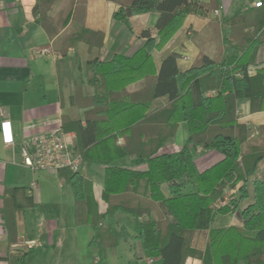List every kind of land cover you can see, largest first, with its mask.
<instances>
[{
  "label": "trees",
  "instance_id": "trees-1",
  "mask_svg": "<svg viewBox=\"0 0 264 264\" xmlns=\"http://www.w3.org/2000/svg\"><path fill=\"white\" fill-rule=\"evenodd\" d=\"M90 1L36 0L32 11L51 39L66 26L73 28L58 52L76 49L83 79L74 86L61 127L74 131L73 151L82 162L104 167V211L98 209L89 179L67 168L57 173L73 191L75 223L89 224L110 247L130 237L124 226L118 227L116 214L139 218L134 238L142 254L134 253L126 264H139L143 256L158 257L161 264H184L188 256L201 264H264V124L254 134L237 112L240 100L248 102L250 113L264 111V61L258 59L264 45V3L243 4L232 25V18L221 14L208 21L205 27L220 31L213 52L199 41L195 59L180 69L177 52H165L159 64L154 52L183 24L201 23L191 15L218 8V0H111L144 43L132 55L116 53L108 60L101 59L103 19L89 10ZM150 13L155 20L144 28ZM250 65L257 66L253 74ZM139 80L141 86L129 87ZM80 108H85L83 120ZM181 123L186 135L180 148L160 153ZM198 147L214 150L220 158L200 169L193 154ZM128 156L145 167L120 162ZM250 176L251 200L241 206L249 198ZM236 186L238 197L219 205L226 190ZM29 206L52 216L47 207L34 203L26 187L6 189L1 208L6 264L25 262L28 249L14 250L12 244L19 241L15 212ZM234 208L241 222L213 225L217 213Z\"/></svg>",
  "mask_w": 264,
  "mask_h": 264
},
{
  "label": "crops",
  "instance_id": "crops-1",
  "mask_svg": "<svg viewBox=\"0 0 264 264\" xmlns=\"http://www.w3.org/2000/svg\"><path fill=\"white\" fill-rule=\"evenodd\" d=\"M202 1L207 2L209 0ZM231 1L218 0L220 14L226 19L234 16L227 17V10ZM246 2L247 0H243L240 8ZM35 3L36 0H0V123L1 121H9L13 136L12 143H3L0 126V260L3 262H6L8 241L1 208L7 188L26 187L35 204L45 206L52 212V216L47 217L33 206L17 210L15 216L19 241L12 244L14 250L22 249L20 246L22 244L26 246L25 243L31 240L36 242L33 246L35 247L48 243H59L66 239L65 230L59 225L56 203L53 202L57 193L55 192L53 196L47 194L44 191L47 181H40L36 178V172L21 164L20 148L26 137L53 128L59 120L62 122V115L67 112V108L72 104L74 86L82 81L83 76L79 62L80 57L76 49L69 47L65 55L58 52V49L65 43L67 36L73 31L72 26H66L58 35L52 39L49 38L45 29L33 16L32 11ZM89 10L103 19L104 38L101 59L108 60L116 53L132 55L144 42V39L133 29L130 20L125 15L123 17L120 14L123 11L119 4L111 0H91ZM155 17L156 14L150 13L142 23L143 27H151ZM184 28L182 26L175 33L162 51L154 52L156 64H159L167 51L180 54L181 42L182 40L183 43L185 42L183 38L179 40L178 36ZM174 40L176 43H173ZM42 49H46L47 53H41ZM194 52L191 51V53ZM191 53L189 60H182L180 57L177 59L180 69L191 64L192 61L190 60L196 54L191 56ZM138 85L139 83L133 84L132 88H136ZM59 86L62 88V101L59 99ZM238 107L242 109L243 113L239 120L248 124L251 131L256 134L259 125L264 124V111L250 113L247 101H241ZM84 111L85 108L79 109L81 120L84 118ZM67 132H72L75 136L74 131ZM185 135V126L184 123H181L174 136L168 137L164 141L159 152L177 151L184 141ZM193 154L196 165L200 169L209 166L220 158V154L216 151L203 150L201 147L196 148ZM120 162L134 168L143 169L145 167L144 164H137V158L134 156L123 158ZM82 163L85 166L81 168L80 165L79 172L92 182L93 195L97 201L98 209L104 211L106 204L101 199L104 167L100 164ZM58 178L62 189L67 182H64L59 176ZM32 181H36L37 186L34 189H29V184ZM67 184L69 185V183ZM162 190L166 196L169 195L165 185L162 186ZM71 196L70 208L72 210L69 220L74 223L76 204L72 189ZM125 215L127 214H116L118 227H125L120 222ZM136 219L140 220L139 218ZM234 219L227 213H217L213 225L237 222ZM75 225L77 227L84 224ZM92 231L95 237L97 234L93 229ZM128 233L130 237L124 242H132L130 244L132 258L134 253L141 255V245L134 238L136 234ZM144 258L149 264L155 262L161 264L158 257H152V262H149V258L143 256L142 259ZM184 264H201V260L194 256H188Z\"/></svg>",
  "mask_w": 264,
  "mask_h": 264
},
{
  "label": "rangeland",
  "instance_id": "rangeland-1",
  "mask_svg": "<svg viewBox=\"0 0 264 264\" xmlns=\"http://www.w3.org/2000/svg\"><path fill=\"white\" fill-rule=\"evenodd\" d=\"M241 2H243V0L231 1L227 10V17L236 15L239 12ZM215 9L212 10L205 9V11L203 12V16H199V15L197 16L192 14L191 17H194L196 20L201 21V23H199L198 25H193L192 27H188V25L186 24L182 25L185 28L182 30V32H180L178 36L179 40L183 38L185 42L183 43L182 40L181 42L182 45L180 46L179 57L182 60H184L183 58L184 56H190L191 51H195L194 53L196 54L191 53V56L192 54L195 55L190 60L193 61L199 52V41L202 40L203 43L208 44V48H207L208 53L211 54V52H213V48H215L216 45V39L218 37V33H220V31L212 29L210 24L209 27H205V26L208 25V21H210L211 19H219L218 16L213 15V11ZM120 14H122V16L124 17L123 12H121ZM232 19L228 22V25H232L238 21V19L236 18H234L233 20ZM218 29L220 30V28ZM175 33L173 34V36L175 35ZM173 36L163 45L161 49H158L156 51H162V49L169 43V41L173 38ZM174 41L175 42L173 43H176V40ZM258 59L260 61H264V45H262L261 48L259 49ZM75 61L77 62L76 58ZM79 62H81L80 58H79ZM256 67H257L256 65H250L248 67L249 73L253 74L254 71L256 70ZM136 83H139V85L137 86L139 87L142 85L143 81L139 80L137 82H134L133 84ZM133 84L129 86L131 89L134 88V87L132 88ZM241 101H246V100H240L237 103V112L240 116L243 114L242 109L238 107ZM246 125L249 127L248 124ZM84 166L85 164L82 163L81 168H83ZM252 177L253 176L249 177V182L247 183L249 198L244 199L242 201L241 206L246 205V203H248L251 200ZM36 178H38L42 182L45 180L47 181L45 183L46 185L44 188V191H46L47 194H51V196H53L55 192L57 193L55 198H53V202L56 203L55 205H56L59 225L63 227L62 229L65 230L66 239L65 241L63 239L59 243L54 242V243H48L41 246H35L29 248L27 251V256L24 264H126L128 260L132 258V254L130 252V244L132 242L121 241L116 246L107 247L103 245V243L100 241L97 235L94 237L92 228L89 224H84L76 227L75 222H74L75 224L70 222L69 215L72 210L70 208V202L72 197L71 188L67 183H65L64 188L61 189L57 174H50L44 171H37ZM237 186L233 189L226 190L225 198H223V200L226 199L224 204L223 201L222 203L221 202H217V203L219 205H225L228 203L230 196L238 197L239 191L237 189ZM62 190L63 193H61ZM60 195L62 196L59 198ZM232 210L233 211L228 212L227 214L230 215L232 219L235 218L234 221L237 220L238 222H241V219L239 220L237 217L238 216L237 210H235V208ZM120 222L122 225H125L128 232H130L132 235L138 234L139 221L135 217L125 215ZM20 247L24 249L27 248L23 244ZM139 264H149V263H147L146 259L144 258L139 261ZM153 264H158V262H155Z\"/></svg>",
  "mask_w": 264,
  "mask_h": 264
},
{
  "label": "built area",
  "instance_id": "built-area-1",
  "mask_svg": "<svg viewBox=\"0 0 264 264\" xmlns=\"http://www.w3.org/2000/svg\"><path fill=\"white\" fill-rule=\"evenodd\" d=\"M264 0H248V6L259 7ZM214 16H220V7L213 11ZM41 53H47L46 49H42ZM184 60H189L190 56H184ZM1 134L3 143L9 144L13 142L9 121H1ZM72 132L63 131L60 120L56 125L46 131L32 134L24 139L21 144V164L28 167L34 172L44 171L50 174H57L61 169L67 168L72 171H79L82 163L79 153L73 151ZM36 181L29 184V189L36 188ZM226 199L218 201H223ZM27 249L32 248L36 242L34 240L27 241ZM152 262V259H149ZM0 264H6L0 260Z\"/></svg>",
  "mask_w": 264,
  "mask_h": 264
}]
</instances>
